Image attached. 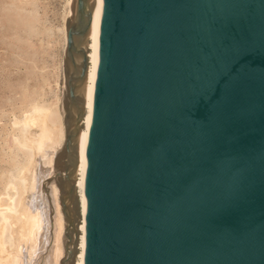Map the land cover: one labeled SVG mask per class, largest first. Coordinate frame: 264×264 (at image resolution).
Instances as JSON below:
<instances>
[{
    "label": "water",
    "instance_id": "1",
    "mask_svg": "<svg viewBox=\"0 0 264 264\" xmlns=\"http://www.w3.org/2000/svg\"><path fill=\"white\" fill-rule=\"evenodd\" d=\"M95 1L65 18L61 264ZM97 55L83 264H264V0H103Z\"/></svg>",
    "mask_w": 264,
    "mask_h": 264
},
{
    "label": "rangeland",
    "instance_id": "2",
    "mask_svg": "<svg viewBox=\"0 0 264 264\" xmlns=\"http://www.w3.org/2000/svg\"><path fill=\"white\" fill-rule=\"evenodd\" d=\"M67 15V9L62 10L57 0H0V201L12 194L10 201L16 211L15 216L16 214L22 216L26 215L25 212L30 209L33 201H36L38 206L41 192L47 202H44L48 209L47 215L51 214L47 218L49 228L43 237L37 233L34 238H30L27 232H20L21 224L15 218H11L9 223H4L5 229L1 234L7 248L3 249V252L10 250L15 260L24 254L19 253L22 250L18 249L17 245L21 246L23 242L21 239H29H26L28 244L26 256L28 254V258L30 257L29 262L26 259L22 264H61L60 258L63 256L61 238L64 224L58 194H55L58 193V188L48 177L52 173L53 154L63 139L58 140L56 130L59 126L63 129L61 87ZM44 109L49 112L44 121L45 127L53 132L51 140H44L42 143L44 146L41 145L39 149L44 130L42 122ZM82 112L84 115V110ZM83 115L80 117V130L83 128ZM34 177L39 179L40 189H37V197L31 202V179ZM75 177L77 182L79 178L77 168ZM54 186L56 187L54 194L57 197L53 194ZM76 198L81 217L80 234L78 233L76 239L77 254L74 256L77 264L82 254L80 244L84 224L80 192L77 187ZM56 201L62 217L59 235L55 221ZM1 202L0 215L4 208ZM25 208L28 210L25 211ZM56 243L60 248L58 256L55 251ZM8 251L5 253L9 254ZM7 260L10 261L8 264L12 263V258Z\"/></svg>",
    "mask_w": 264,
    "mask_h": 264
},
{
    "label": "bare ground",
    "instance_id": "3",
    "mask_svg": "<svg viewBox=\"0 0 264 264\" xmlns=\"http://www.w3.org/2000/svg\"><path fill=\"white\" fill-rule=\"evenodd\" d=\"M69 3H70V1H69ZM69 3L66 4L67 7L63 8L64 10L67 9L68 14L70 13ZM102 7H103V0H96L94 6L92 7L91 14H90L89 33H88V38H87V42H86V48H87V43H88V49H87L86 54H85L86 55L85 90H84V101H83V105H82V109H81V118L83 115L82 110H84L83 121H82L83 122V128L80 130V127H81V120H80L79 145H78V153H77V162H76V167H75V170L77 168V172L79 175L77 182H76V177H75V184H76V187L79 189V192H80V201H81V211H82V216H83V222H84V218H85L84 208H85V202H86V198L84 195V178H85L84 156H85V150H86V145H87L88 128H89L90 121L92 119V106H93V99L92 98H93V87L95 85V78H96V72H97V66H98L97 51H98V41H99V22H100V18H101V14H102ZM63 29H64V26H63ZM64 33H65V31H64ZM88 50H89V52H88ZM36 110H38V109H36ZM44 110H45V113H43L44 115H43V121L42 122L45 121V118L47 117V115L49 116V112L46 109H44ZM49 123H48V125H49ZM45 125L46 124L44 122V127H43L44 130L42 129L43 134L41 135L42 138H40L41 142L38 145L39 149L41 148V145L44 146L42 144V143H44L43 142L44 140H46V139L51 140L53 130H50V128H48V127L46 128ZM55 129H57V128L55 127ZM56 131H57L58 140L62 139L63 138V129L61 128V126H59ZM77 164H78V166H77ZM23 178H25V177H23ZM31 180H32V183H31V192H32L31 195L32 196H31L30 201L32 202L37 197V192H38L37 189L39 188V185H38L39 179L37 180L36 177H34V179H31ZM40 191L41 190H39V192ZM42 191H43V189H42ZM55 192H56V187L54 186L53 187V194ZM55 194H58V193H55ZM39 196H41V197H40V201H39L38 206H37L36 201L35 202L33 201L32 204L30 205L29 210L25 208V211L26 210H28V211H26V212L24 211L26 213V215H22L24 218H22V216L18 215V214H16V216H15L16 211L13 208L12 201H10L12 194L8 195L7 198L4 197L6 199L1 200L3 203L0 201L1 206L2 205L4 206L3 212H1V215H0V264H8L9 260H7V258H9V259L12 258V260H11L12 263H9V264H22V263H24V261L26 259H27L26 261L29 262L28 259L30 258V257L28 258V254L26 256V251L28 249V247H27L28 244H26L27 238L24 240L20 238L23 242L19 239L20 242H22L23 246H22V244H20L22 247L19 245H17V247H19L18 249L22 250V252H20L17 249V247L15 246V248L19 251V253L24 252L23 255L21 254V257L20 256L18 257L19 259L16 258V260H18V261L15 260V257L13 256L14 254L12 255L11 252H9L10 250L9 251H8V249L6 250L9 252V254L5 253L6 251L3 252L4 251L3 249L7 248V247H5L7 245V243H5L6 241H5V239H3V237H2L3 234H1V233L4 232L3 230L5 229L4 228L5 224H6V222L9 223L11 218L12 219L15 218L17 220V222L19 220V223L21 224L19 226L20 227L19 230L21 229L20 232H22V231L27 232V235L30 238H32V237L34 238V236H36L37 233L40 234L41 237L45 236V233H46L45 231H47L49 228L48 227L49 223H48L47 218H49L51 214L47 215L48 211H46V210H48V209H46V207H45V203H47V202H45L46 200L43 199L41 192L39 193ZM55 197H57V195H55ZM28 198H30V196ZM22 210H23V208H22ZM56 210H57V213H56V218H55L56 220L55 221H56L57 231H58L57 235H59L60 231L62 229V217H61L60 211L58 209V202L57 201H56ZM22 214H24V213H22ZM50 223H51V221H50ZM80 227H81V217H80L79 234H80ZM82 235L83 236H82L81 244H80L81 249H82V254H81L77 264H83L84 243H85V223L83 224V234ZM35 239H36V237H35ZM27 240H29V239H27ZM57 241H59L58 238H57ZM18 243H19V241H18ZM32 243H33V241H32ZM57 243H59V242H57ZM57 243H56V245H57ZM33 248H31V249H33ZM55 251L57 252L56 255L58 256V254L60 253V248L58 247V245L55 247ZM8 255H10V256L12 255V256L8 257ZM13 257H14V260H13ZM75 264H76V260H75Z\"/></svg>",
    "mask_w": 264,
    "mask_h": 264
},
{
    "label": "built area",
    "instance_id": "4",
    "mask_svg": "<svg viewBox=\"0 0 264 264\" xmlns=\"http://www.w3.org/2000/svg\"><path fill=\"white\" fill-rule=\"evenodd\" d=\"M63 10L64 7H67L66 4L69 3L70 0H57Z\"/></svg>",
    "mask_w": 264,
    "mask_h": 264
}]
</instances>
